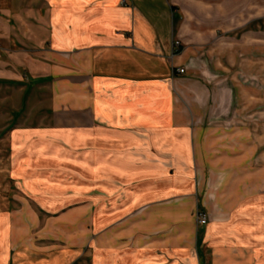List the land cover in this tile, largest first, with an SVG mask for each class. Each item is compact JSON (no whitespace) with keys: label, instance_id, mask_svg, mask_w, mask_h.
<instances>
[{"label":"crops","instance_id":"crops-1","mask_svg":"<svg viewBox=\"0 0 264 264\" xmlns=\"http://www.w3.org/2000/svg\"><path fill=\"white\" fill-rule=\"evenodd\" d=\"M20 5L27 9L9 10L7 20L38 23L41 47L16 85L18 97H51L53 109L37 123L34 110L15 112L13 166L34 191L53 181L65 188L73 169L71 180L80 181L73 190L86 191L84 181L88 190L100 184L110 203L92 218V230L103 229V244L89 245L94 264H264V127L254 132L234 121L221 131L194 121L218 118L225 97L239 113L264 101V76L240 79L241 51L248 72H257L249 54L263 51L256 62L264 65V0ZM14 28L8 22L0 37L11 42ZM177 97H188V110ZM43 164L62 167L64 176L38 173ZM206 182L221 185L208 192ZM197 212L209 222L200 224ZM14 228L13 216L0 212L5 264ZM67 255L62 250L48 264H63Z\"/></svg>","mask_w":264,"mask_h":264},{"label":"rangeland","instance_id":"rangeland-1","mask_svg":"<svg viewBox=\"0 0 264 264\" xmlns=\"http://www.w3.org/2000/svg\"><path fill=\"white\" fill-rule=\"evenodd\" d=\"M3 1L7 0H0V17L4 20L0 23V33H6L8 22H11V25L15 27L14 31L16 30L12 35L11 42L0 37V212H8L15 221L14 233L11 234L13 237V252L9 264H39L41 262L48 264L62 250L68 253L63 264H94V252L89 245L99 247L103 244V229L93 231L92 218L96 216L101 206L110 203L109 198L99 191L101 189L100 184L91 188L92 190H88L87 183L84 181L81 183L83 184L81 188L86 191L73 190L75 185L80 183L79 180L73 181L77 177L73 169L70 175H66V178L73 180L65 181V188H63V185L62 188L55 187V182H59L60 185L61 181H53V183L44 182L40 191H34V188L32 190L24 181L23 176L16 174L18 173L16 168L19 169V167L13 166L12 157L14 153L10 152L8 129L17 125L18 116L15 112L34 110L35 116L33 119H36L34 123H37L39 116L42 117L46 113H51L49 111L53 107L51 106V97H18L21 87L16 85L21 82L20 79L26 80L28 78L27 66L29 60L35 57L33 55L36 52L35 49L41 47V31L38 23L22 21L18 16L15 20H7L6 13L9 10L18 13L27 9L25 5L19 6L23 3V0H17L15 4L11 5H3ZM177 41L179 42L177 46H180L181 41L179 39ZM258 52L252 55L249 54V60H252L250 62L255 64L257 70L256 73L251 72V74L247 69L249 66L246 67L248 54L241 51L240 59L245 64L240 65V79L244 78L247 81V78H249L252 80L251 82L263 81L264 65L261 62H256L260 56H263V51H261L262 53L259 52L262 55H259ZM250 62L249 64H251ZM258 63L259 66L256 68ZM14 87H16L15 91L13 90ZM177 89L181 92L178 86ZM177 98L187 109L189 105L188 97ZM225 99L226 102L219 107L220 114L218 118L201 119L196 117L194 119L195 124L199 127L202 121L206 124V127L219 125L221 131H231L234 121L235 125H245L254 132L264 127V101L257 102L256 110L253 112L247 113L246 109L241 108L239 113L237 110L232 112L229 104H226L228 98L225 97ZM233 114H239V116H233ZM69 118L66 117L64 120L66 121ZM33 119L29 117L26 122L31 124ZM37 168H39L38 173L42 172V174L48 176L59 178L64 176L62 167L54 166V164H43ZM191 168L194 172V183L197 190H199L200 185L203 184H200L199 166L193 165ZM220 174L219 172V177ZM67 184L69 189L64 191V189H67ZM204 185L206 190H209L208 192H215L221 183L206 182ZM213 196L211 204L217 206L215 195ZM197 215L198 212L196 213V219ZM208 217L210 218L209 215ZM1 248H3L2 240H0V264H5V255H3L4 252ZM25 248L30 250L23 253Z\"/></svg>","mask_w":264,"mask_h":264},{"label":"built area","instance_id":"built-area-1","mask_svg":"<svg viewBox=\"0 0 264 264\" xmlns=\"http://www.w3.org/2000/svg\"><path fill=\"white\" fill-rule=\"evenodd\" d=\"M178 43H179V42L177 41V44H178ZM176 71H177V73H179V74H183V73L185 72V68H184V67H177V68H176ZM197 219H198V222H199L200 224H205V223H207L209 217H208V214L205 213V212H198Z\"/></svg>","mask_w":264,"mask_h":264}]
</instances>
